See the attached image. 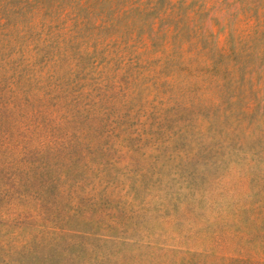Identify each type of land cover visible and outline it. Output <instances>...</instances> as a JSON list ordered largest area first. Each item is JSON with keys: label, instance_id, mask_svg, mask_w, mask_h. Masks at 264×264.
I'll use <instances>...</instances> for the list:
<instances>
[{"label": "rangeland", "instance_id": "1", "mask_svg": "<svg viewBox=\"0 0 264 264\" xmlns=\"http://www.w3.org/2000/svg\"><path fill=\"white\" fill-rule=\"evenodd\" d=\"M0 264H264V0H0Z\"/></svg>", "mask_w": 264, "mask_h": 264}]
</instances>
